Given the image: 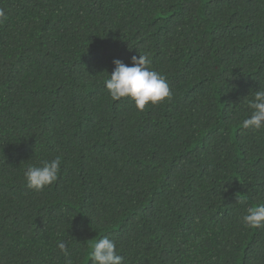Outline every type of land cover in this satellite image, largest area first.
I'll return each mask as SVG.
<instances>
[{"label":"trees","instance_id":"trees-1","mask_svg":"<svg viewBox=\"0 0 264 264\" xmlns=\"http://www.w3.org/2000/svg\"><path fill=\"white\" fill-rule=\"evenodd\" d=\"M0 264H264V0H0Z\"/></svg>","mask_w":264,"mask_h":264}]
</instances>
